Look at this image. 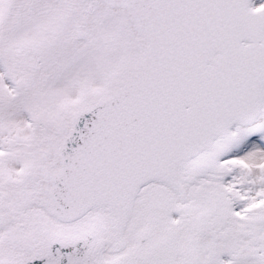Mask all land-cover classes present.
I'll return each instance as SVG.
<instances>
[{"label":"snow or ice","instance_id":"6c2138e0","mask_svg":"<svg viewBox=\"0 0 264 264\" xmlns=\"http://www.w3.org/2000/svg\"><path fill=\"white\" fill-rule=\"evenodd\" d=\"M0 264H264V0H0Z\"/></svg>","mask_w":264,"mask_h":264}]
</instances>
